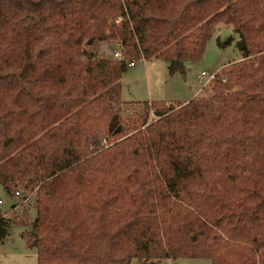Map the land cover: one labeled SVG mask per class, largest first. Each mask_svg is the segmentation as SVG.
Listing matches in <instances>:
<instances>
[{
    "label": "trees",
    "instance_id": "trees-1",
    "mask_svg": "<svg viewBox=\"0 0 264 264\" xmlns=\"http://www.w3.org/2000/svg\"><path fill=\"white\" fill-rule=\"evenodd\" d=\"M217 21L242 58L210 92L126 116L127 60L184 73ZM108 39L124 59L86 49ZM0 183L37 264H264V0H0Z\"/></svg>",
    "mask_w": 264,
    "mask_h": 264
},
{
    "label": "rangeland",
    "instance_id": "rangeland-1",
    "mask_svg": "<svg viewBox=\"0 0 264 264\" xmlns=\"http://www.w3.org/2000/svg\"><path fill=\"white\" fill-rule=\"evenodd\" d=\"M226 41L225 45H219L217 40ZM239 39L238 33L233 29V25L224 21H217L213 26L211 37L206 42L205 50L202 56L196 60H187L185 62V72L180 73L177 79L181 83H185L186 87L192 88V92L199 89L195 96H203L210 92L211 84H206L202 87L204 80L198 77L202 70L214 73L221 70V67L231 61L240 60L242 54L236 46V41ZM119 48V43L116 39L98 40L86 46V49L93 51L97 56L114 57L113 49ZM134 65L126 64V69L122 75V90L121 100H124V114L126 116H136V111H140V107L136 102L142 101H159L169 93L167 62L162 59L155 60L153 57L146 59H135ZM148 72V75H147ZM190 89V88H189ZM148 90L151 95H148ZM162 96V97H157ZM135 103H132V99ZM164 100V99H162ZM173 100V99H172ZM173 102H178L174 100ZM152 116V115H150ZM0 212L9 214L11 206L15 203H21L23 198L21 195H11L8 190L0 183ZM31 200H25L18 205L13 212L20 215L22 208ZM28 221L31 222L35 218L34 207H28ZM21 223L15 222L9 226L8 236L0 241V264H37L36 249L28 247L25 240L21 236V231L24 228H29ZM259 256L264 259V249L259 251ZM150 259L138 261L136 258L131 259V264H149ZM158 264H212L208 257H179L170 258L163 257L156 261Z\"/></svg>",
    "mask_w": 264,
    "mask_h": 264
},
{
    "label": "crops",
    "instance_id": "crops-1",
    "mask_svg": "<svg viewBox=\"0 0 264 264\" xmlns=\"http://www.w3.org/2000/svg\"><path fill=\"white\" fill-rule=\"evenodd\" d=\"M103 57V56H101ZM112 57V56H110ZM109 58V57H106ZM146 59V58H144ZM155 60L160 59V58H154ZM168 71V70H167ZM123 75V74H122ZM148 75V72H147ZM168 76L170 77V81L168 83V92L167 94H164L165 96H163L162 99H164L163 101L166 102H173L174 100H178L180 102L183 101H187L190 98L194 97L195 95H197V93L199 92V89H196L192 92V88L189 86V88L186 87L185 83H181L177 78L180 77V73L179 72H175L174 74H169L168 72ZM122 79V77H121ZM148 95H151L150 91L148 90ZM157 97H162V96H157ZM132 101H134L133 98H131ZM160 99V100H162ZM173 99V100H172ZM124 101V100H122ZM150 101V100H148ZM1 201V199H0Z\"/></svg>",
    "mask_w": 264,
    "mask_h": 264
},
{
    "label": "built area",
    "instance_id": "built-area-1",
    "mask_svg": "<svg viewBox=\"0 0 264 264\" xmlns=\"http://www.w3.org/2000/svg\"><path fill=\"white\" fill-rule=\"evenodd\" d=\"M113 55H114V57L117 58V59H124V58H125V56H124V54H123V52H122V50H121L120 48H114V49H113ZM127 64H128V65H134V64H135V61H134L133 59H132V60H127ZM217 75H218L217 72L211 73V72H208V71H206V70H202V71L198 74V77H199L200 79L204 80L203 83H202V87H203L204 85L209 84L210 82H212L213 79H214L215 77H217ZM225 79H226V77L223 76V77H222V80H225ZM15 195H20V192H19V191H16V192H15Z\"/></svg>",
    "mask_w": 264,
    "mask_h": 264
}]
</instances>
